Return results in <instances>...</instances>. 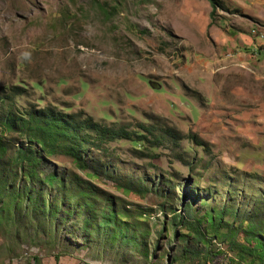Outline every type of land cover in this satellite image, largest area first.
<instances>
[{
	"label": "rangeland",
	"instance_id": "rangeland-1",
	"mask_svg": "<svg viewBox=\"0 0 264 264\" xmlns=\"http://www.w3.org/2000/svg\"><path fill=\"white\" fill-rule=\"evenodd\" d=\"M215 1L0 0V123L142 135L75 159L1 125L0 264H264V0Z\"/></svg>",
	"mask_w": 264,
	"mask_h": 264
},
{
	"label": "trees",
	"instance_id": "trees-1",
	"mask_svg": "<svg viewBox=\"0 0 264 264\" xmlns=\"http://www.w3.org/2000/svg\"><path fill=\"white\" fill-rule=\"evenodd\" d=\"M209 2L213 11L217 7V3L215 0H209ZM6 117L1 120L0 126L2 125L5 129L9 130L10 123L13 120H17L16 123L22 128L21 131L25 132L24 137H26L27 143L30 146H34L33 144H35L42 152L48 155L62 152L75 159H80L82 148L93 145L94 140L134 139V136H142L122 126L110 127L95 122L89 116L77 119V115L55 111L52 107L33 109L12 118ZM4 151L5 148L0 144V155ZM17 155L20 156V159H27L28 162H39L36 155L33 154L31 147L26 148ZM216 216H219V214H213L208 218L210 224L213 225L215 223ZM191 225L189 227L195 232V237L200 241H205L206 239L200 226L194 223ZM255 244L262 252H249V254L251 258L257 257L261 262V258L264 255V242L261 238H256Z\"/></svg>",
	"mask_w": 264,
	"mask_h": 264
},
{
	"label": "built area",
	"instance_id": "built-area-1",
	"mask_svg": "<svg viewBox=\"0 0 264 264\" xmlns=\"http://www.w3.org/2000/svg\"><path fill=\"white\" fill-rule=\"evenodd\" d=\"M256 36L259 38V37H263L264 36V33H260V34H256Z\"/></svg>",
	"mask_w": 264,
	"mask_h": 264
}]
</instances>
